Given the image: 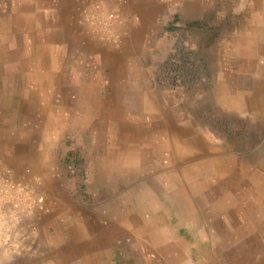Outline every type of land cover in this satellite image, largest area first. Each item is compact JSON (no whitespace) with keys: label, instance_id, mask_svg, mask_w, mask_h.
Instances as JSON below:
<instances>
[{"label":"rangeland","instance_id":"1","mask_svg":"<svg viewBox=\"0 0 264 264\" xmlns=\"http://www.w3.org/2000/svg\"><path fill=\"white\" fill-rule=\"evenodd\" d=\"M46 2L0 0V264H133L203 197L264 243V0Z\"/></svg>","mask_w":264,"mask_h":264},{"label":"crops","instance_id":"2","mask_svg":"<svg viewBox=\"0 0 264 264\" xmlns=\"http://www.w3.org/2000/svg\"><path fill=\"white\" fill-rule=\"evenodd\" d=\"M46 1L44 11L46 15L53 17L50 21V28L54 27L53 30L61 29L64 22L73 26L72 17L76 16L73 8L77 10L79 2H92ZM164 1L166 0H119L117 3L116 0H108V5L116 6L121 12L137 15L142 22V16L158 13L156 9ZM40 6L44 7L41 3ZM137 27L132 31L133 36L143 29L141 25ZM261 45V52L264 53V42ZM232 217L237 219V223L242 220L239 209L232 203L204 200V197L186 203L180 211H165L161 217V232L140 243L141 253L138 260L141 261L138 263L137 258L133 257V264H220L216 262L217 257H222L228 264H264V243L256 232L246 237L244 234L242 239L238 238L227 246L222 244L223 236L230 232L226 222Z\"/></svg>","mask_w":264,"mask_h":264},{"label":"built area","instance_id":"3","mask_svg":"<svg viewBox=\"0 0 264 264\" xmlns=\"http://www.w3.org/2000/svg\"><path fill=\"white\" fill-rule=\"evenodd\" d=\"M84 14L87 17V20L92 23L97 22V17L95 13H92L90 11H84ZM114 14L113 13H106L104 17V25H108L109 22L114 20Z\"/></svg>","mask_w":264,"mask_h":264}]
</instances>
